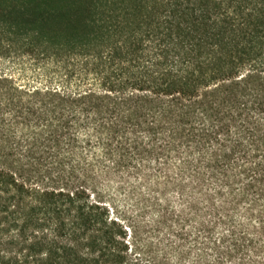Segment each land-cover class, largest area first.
Returning a JSON list of instances; mask_svg holds the SVG:
<instances>
[{"label": "trees", "instance_id": "1", "mask_svg": "<svg viewBox=\"0 0 264 264\" xmlns=\"http://www.w3.org/2000/svg\"><path fill=\"white\" fill-rule=\"evenodd\" d=\"M128 216L264 264V0H0V264H150Z\"/></svg>", "mask_w": 264, "mask_h": 264}, {"label": "rangeland", "instance_id": "2", "mask_svg": "<svg viewBox=\"0 0 264 264\" xmlns=\"http://www.w3.org/2000/svg\"><path fill=\"white\" fill-rule=\"evenodd\" d=\"M5 67L7 69H12L13 73L16 75V77L19 79L20 82L22 83H36L34 74H33V70L30 68H26V70H24L22 67L20 66H12L11 64H6ZM119 207L121 208L122 211L127 209V205L124 201H119L118 202ZM125 206V207H124ZM129 219V223H131L132 225H134L136 228L139 226L138 224V219L136 217L132 216H128ZM127 225V224H126ZM150 235L148 233H143L142 230H139L137 228V233L132 237V238H128V242L130 243V248H134V251L131 252V258L136 259V258H140L143 257V254L146 253V259H150L149 257H152L153 255L157 254V252L155 251L154 247H151L147 244V242H150L151 239L148 238ZM135 244L137 245H143V244H147L149 247L146 249H141L140 250H136ZM160 255L162 256L160 259L162 260H157V262H153L150 259V264H196L194 263L192 260H187L186 262H179L177 260L176 255L172 252L169 251L166 254L161 252Z\"/></svg>", "mask_w": 264, "mask_h": 264}]
</instances>
